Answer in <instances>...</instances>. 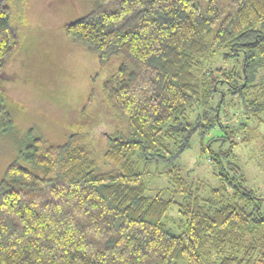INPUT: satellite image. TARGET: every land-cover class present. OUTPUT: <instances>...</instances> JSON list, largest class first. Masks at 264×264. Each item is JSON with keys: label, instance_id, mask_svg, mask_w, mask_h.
Here are the masks:
<instances>
[{"label": "trees", "instance_id": "16d2710c", "mask_svg": "<svg viewBox=\"0 0 264 264\" xmlns=\"http://www.w3.org/2000/svg\"><path fill=\"white\" fill-rule=\"evenodd\" d=\"M62 28L98 66L120 59L103 93L127 132L111 133L102 154L84 132L59 145L31 139L0 181V264H264L262 200L232 159L237 142L212 155L218 186L205 197L176 167L166 172L177 203L146 195L133 161L173 163L216 128L226 136L209 148L231 137L229 98L264 109V0H96ZM18 47L0 0V74Z\"/></svg>", "mask_w": 264, "mask_h": 264}, {"label": "rangeland", "instance_id": "374dc122", "mask_svg": "<svg viewBox=\"0 0 264 264\" xmlns=\"http://www.w3.org/2000/svg\"><path fill=\"white\" fill-rule=\"evenodd\" d=\"M3 2L10 11L19 47L0 74V181L32 138L59 145L72 133L84 132L96 153L102 154L111 133L127 132L123 121L105 103L103 93V84L117 71L120 59L114 57L105 67L98 66L94 55L69 41L62 28L88 14L96 0ZM221 119L225 124L227 120L234 132L226 140L212 143L210 148L209 140L226 136L224 131L216 128L203 136L195 134L190 148L173 163L151 162L139 153L134 155L137 170L143 174L146 195L162 191V198L179 202L180 196L172 194L166 174L176 167L205 197L218 186L212 155L221 144V150H227L235 141L238 144L232 159L242 169L245 187L262 200L264 216V109L253 115L245 111L241 99L229 98L222 108ZM243 138L247 141L239 142ZM19 163L32 170L31 165L20 160ZM176 214L174 204L167 214L168 228L174 229L172 221L179 220Z\"/></svg>", "mask_w": 264, "mask_h": 264}]
</instances>
